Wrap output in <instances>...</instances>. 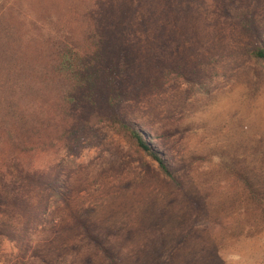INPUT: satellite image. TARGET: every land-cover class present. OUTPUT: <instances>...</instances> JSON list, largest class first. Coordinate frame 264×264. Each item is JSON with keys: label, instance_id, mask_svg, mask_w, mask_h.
I'll list each match as a JSON object with an SVG mask.
<instances>
[{"label": "rangeland", "instance_id": "rangeland-1", "mask_svg": "<svg viewBox=\"0 0 264 264\" xmlns=\"http://www.w3.org/2000/svg\"><path fill=\"white\" fill-rule=\"evenodd\" d=\"M220 8L154 0L131 37L152 84L125 112L178 182L97 121L77 154L38 158L39 189L0 205V264H264V60ZM256 22L264 36V0ZM164 64L191 79L164 80Z\"/></svg>", "mask_w": 264, "mask_h": 264}, {"label": "trees", "instance_id": "trees-1", "mask_svg": "<svg viewBox=\"0 0 264 264\" xmlns=\"http://www.w3.org/2000/svg\"><path fill=\"white\" fill-rule=\"evenodd\" d=\"M217 1L224 17L259 42L251 54L264 60V36L256 22L263 0ZM152 4L0 0V205L19 206L23 193L39 189L38 158L59 149L67 157L77 154L97 121L135 142L178 182L168 158L149 141V132L125 112L139 97L137 83L146 79L139 67L148 62L131 37L149 32ZM161 76L191 79L167 64Z\"/></svg>", "mask_w": 264, "mask_h": 264}]
</instances>
